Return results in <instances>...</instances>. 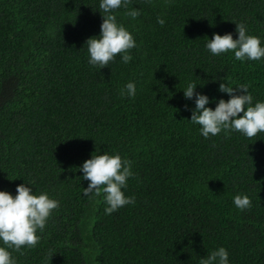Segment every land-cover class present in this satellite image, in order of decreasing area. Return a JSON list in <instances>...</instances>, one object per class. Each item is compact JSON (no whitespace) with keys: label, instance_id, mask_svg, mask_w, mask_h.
<instances>
[{"label":"trees","instance_id":"16d2710c","mask_svg":"<svg viewBox=\"0 0 264 264\" xmlns=\"http://www.w3.org/2000/svg\"><path fill=\"white\" fill-rule=\"evenodd\" d=\"M132 7L135 20L123 7L116 15L136 40L133 59L117 54L100 69L84 46L100 32L99 0H0V190L14 196L35 181L60 201L37 245L12 252L16 264H198L218 247L230 264H264V132L205 139L182 91L191 80L210 100H227L222 80L264 101V60L204 47L213 33L237 38L240 20L264 40V0ZM129 81L134 98L120 95ZM96 149L119 153L135 173L123 189L135 203L108 215L103 194L82 196L79 167ZM237 193L251 208L234 205Z\"/></svg>","mask_w":264,"mask_h":264},{"label":"clouds","instance_id":"9594fccd","mask_svg":"<svg viewBox=\"0 0 264 264\" xmlns=\"http://www.w3.org/2000/svg\"><path fill=\"white\" fill-rule=\"evenodd\" d=\"M131 0H99V12L102 16L100 32L89 37L85 43L88 63L93 67L104 68L120 54L123 63H129L133 57L130 50L137 47L133 34L117 20L116 10L128 9L126 15L135 20L141 12L138 8H130ZM157 23L165 24V20L157 17ZM235 23L237 38L232 33L220 35L213 33L207 36L204 47L212 56H220L231 52L236 61L264 60V40L258 35L249 34L245 21ZM222 81L218 91L228 95L211 100L206 94L195 91L197 83L188 81L184 87L183 97L194 102V108H185L191 112L190 122L199 125L198 131L205 139L221 132L226 135L235 131L251 139L264 132V101L255 100L249 91V85ZM137 83L127 82L120 89L122 97L134 98ZM214 103V109L207 105ZM96 153V154H93ZM89 159L79 167L82 179L88 181L82 188V196L103 194L106 205L104 213L111 214L125 205L134 204L135 197L127 196L123 189L127 187L129 178L134 177L132 161L123 159L119 153L103 152L96 149ZM35 181L21 183L16 187V194L0 190V264H16L12 252H20L23 247H35L40 236L53 214L60 207V201L51 198L46 191H35ZM234 205L244 211L251 208V199L246 193L233 196ZM198 264H230L226 248L218 247L206 256L200 257Z\"/></svg>","mask_w":264,"mask_h":264}]
</instances>
